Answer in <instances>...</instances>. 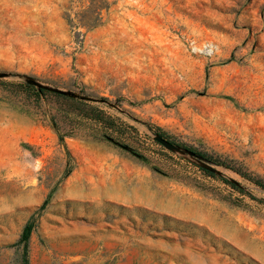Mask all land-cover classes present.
Masks as SVG:
<instances>
[{
	"label": "rangeland",
	"instance_id": "374dc122",
	"mask_svg": "<svg viewBox=\"0 0 264 264\" xmlns=\"http://www.w3.org/2000/svg\"><path fill=\"white\" fill-rule=\"evenodd\" d=\"M236 170L264 181V0H0V264H264Z\"/></svg>",
	"mask_w": 264,
	"mask_h": 264
},
{
	"label": "trees",
	"instance_id": "16d2710c",
	"mask_svg": "<svg viewBox=\"0 0 264 264\" xmlns=\"http://www.w3.org/2000/svg\"><path fill=\"white\" fill-rule=\"evenodd\" d=\"M26 88L32 89L30 86H25ZM40 95H45L46 92L44 90H40L39 91ZM64 100H68V98H62ZM73 103L78 104L79 106L84 105L82 103H78L76 101H72ZM86 114L87 117H89L90 119H94L97 121H101L106 123V126L108 129L110 130H114L115 129V124H114V118L113 117H106L104 116V113L102 111H100L98 108L96 107H89L86 112H84ZM156 136H158L159 138L163 139L164 141L179 147L185 151H189L192 154H195L197 156H200L202 158L208 159L210 161H212L213 163L216 164H223V162H220L219 160H215L213 157L209 156L207 153L198 151L195 148H192L190 146H187L185 144L182 143H178L176 141H173L171 138H169V136L167 134H165L164 132H162L160 129L157 130ZM64 135L60 134V140L63 142L64 141ZM64 143V142H63ZM236 172H238L239 174H241L243 177L247 178L248 180L252 181L253 183H255L258 187H260L261 189L264 190V181L260 180V179H256L253 178L251 176H249L247 173L241 171V170H236ZM32 233V228L31 225H27L24 230L22 231V234L20 236L19 241L16 243V246H22L23 247V257H24V262L26 263V257L28 254V245H29V239Z\"/></svg>",
	"mask_w": 264,
	"mask_h": 264
},
{
	"label": "water",
	"instance_id": "95a60500",
	"mask_svg": "<svg viewBox=\"0 0 264 264\" xmlns=\"http://www.w3.org/2000/svg\"><path fill=\"white\" fill-rule=\"evenodd\" d=\"M161 139V138H160ZM161 140H163V139H161ZM164 141V140H163ZM166 142V141H165ZM168 143V142H167ZM170 144V143H169ZM172 145V144H171Z\"/></svg>",
	"mask_w": 264,
	"mask_h": 264
}]
</instances>
